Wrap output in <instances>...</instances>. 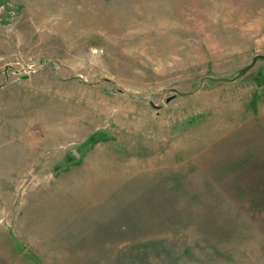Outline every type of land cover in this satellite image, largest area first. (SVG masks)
Segmentation results:
<instances>
[{
	"label": "rangeland",
	"instance_id": "obj_1",
	"mask_svg": "<svg viewBox=\"0 0 264 264\" xmlns=\"http://www.w3.org/2000/svg\"><path fill=\"white\" fill-rule=\"evenodd\" d=\"M258 54L264 0H0V264H264Z\"/></svg>",
	"mask_w": 264,
	"mask_h": 264
},
{
	"label": "water",
	"instance_id": "obj_2",
	"mask_svg": "<svg viewBox=\"0 0 264 264\" xmlns=\"http://www.w3.org/2000/svg\"><path fill=\"white\" fill-rule=\"evenodd\" d=\"M260 57L263 58L264 57V54H258V55H256L255 58H254V60H253V62L250 65H253L258 60V58H260ZM249 66H247V68ZM243 72H244V70L241 73H243ZM226 79H233V78H226Z\"/></svg>",
	"mask_w": 264,
	"mask_h": 264
}]
</instances>
